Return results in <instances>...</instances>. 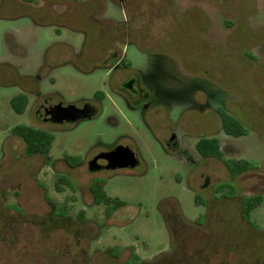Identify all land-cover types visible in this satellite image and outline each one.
<instances>
[{
  "label": "rangeland",
  "instance_id": "1",
  "mask_svg": "<svg viewBox=\"0 0 264 264\" xmlns=\"http://www.w3.org/2000/svg\"><path fill=\"white\" fill-rule=\"evenodd\" d=\"M228 5L230 29L205 0H0V264H129L132 254L142 264H264V200L250 224L241 216L242 202L264 197V0ZM164 59L244 135H226L210 106L194 107L175 87L146 109L120 89ZM20 94L23 114L10 105ZM86 104L95 116L75 123L37 114ZM17 125L54 134L50 165L25 155L10 133ZM211 137L225 161L254 170L231 177L223 162L202 159L195 145ZM127 147L136 167L89 171L93 157ZM65 154L80 166L69 168ZM59 174L74 193L55 192ZM96 179L126 203L108 219L90 193ZM68 195L77 201L64 216Z\"/></svg>",
  "mask_w": 264,
  "mask_h": 264
},
{
  "label": "trees",
  "instance_id": "2",
  "mask_svg": "<svg viewBox=\"0 0 264 264\" xmlns=\"http://www.w3.org/2000/svg\"><path fill=\"white\" fill-rule=\"evenodd\" d=\"M96 96L101 97L100 94H97ZM10 105L15 113L23 114L28 105V99L25 95L20 94L11 99ZM221 123L222 130L226 135L240 137L245 133V129L240 122L227 113L222 112ZM10 133L23 142L26 156H41L46 165L52 163L53 158L51 156V149L55 141L54 134L28 125H17L10 130ZM195 149L202 159H215L223 162L231 177H237L243 173L254 170L253 163L246 160L229 159L225 161L220 142L215 137L201 138L196 143ZM62 161L69 168L80 166V160L78 157L65 154L62 157ZM105 185L106 183L102 179L93 180L90 185V193L94 204L104 208V216L108 219L114 214V212L124 208L126 203L117 197L107 195L104 190ZM66 189L71 190L74 193L75 187L73 182L63 174L57 175L54 181L55 192L62 194ZM263 200L264 197L262 195H256L242 202V219L250 224V214L263 203ZM76 201L77 200L73 195H68L66 196L64 203L59 206L58 209L64 216H66L69 212L73 211ZM196 203L200 204L198 197L196 198ZM80 217L84 218L83 212ZM140 261L141 259H139V257L132 254L128 263L138 264Z\"/></svg>",
  "mask_w": 264,
  "mask_h": 264
},
{
  "label": "flooded vegetation",
  "instance_id": "3",
  "mask_svg": "<svg viewBox=\"0 0 264 264\" xmlns=\"http://www.w3.org/2000/svg\"><path fill=\"white\" fill-rule=\"evenodd\" d=\"M243 1L245 2V0ZM205 2L208 5L209 3L212 5V7L216 10L218 17L222 19L223 25L230 29L234 17V11L228 7L230 0H205ZM225 5L227 6L224 8ZM152 74L149 76L143 74H141L139 77L133 76L120 83V89L129 92L132 100L137 104L138 107L146 109L151 104L156 103V97L162 92L167 93L170 91L171 87H175L184 94L186 93V99H189L194 107L201 108L202 104L205 103L203 105L206 107L210 106L212 113L216 114L220 119L222 112L227 113L223 108L224 106L221 107L216 105V108L212 109L214 101L209 92H206L203 88L198 86L193 87L187 77L178 71L176 65L169 59H164L163 63L160 64L156 72H152ZM154 75L155 78L152 77ZM198 96L201 98L200 101L197 100ZM48 110L49 107H43L40 110L41 113L40 111L37 112L40 121L44 123H50L48 121V115L46 114ZM170 137L171 138L169 139L168 145L172 148H177L178 141L175 138V135L172 134ZM95 159L97 164L101 167L100 171H106L107 169L105 167L107 166V161L101 156L93 157L90 161ZM90 161H88V163ZM206 185H208L207 180L205 181V186ZM138 264H142V261H140Z\"/></svg>",
  "mask_w": 264,
  "mask_h": 264
},
{
  "label": "water",
  "instance_id": "4",
  "mask_svg": "<svg viewBox=\"0 0 264 264\" xmlns=\"http://www.w3.org/2000/svg\"><path fill=\"white\" fill-rule=\"evenodd\" d=\"M48 115V121L52 124H66L75 123L84 119H91L96 114V109L86 104L81 108L64 107L57 105L49 108L46 113ZM107 161V170H120L131 169L137 166L138 159L137 153L134 149L117 148L109 153L101 155ZM88 169L90 172H98L101 167L97 164L96 159L88 163Z\"/></svg>",
  "mask_w": 264,
  "mask_h": 264
},
{
  "label": "crops",
  "instance_id": "5",
  "mask_svg": "<svg viewBox=\"0 0 264 264\" xmlns=\"http://www.w3.org/2000/svg\"><path fill=\"white\" fill-rule=\"evenodd\" d=\"M29 1H31V0H24V3H27V2H29Z\"/></svg>",
  "mask_w": 264,
  "mask_h": 264
}]
</instances>
